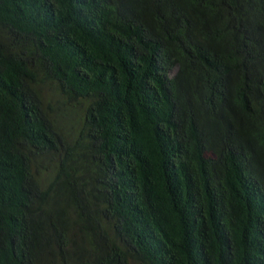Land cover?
Here are the masks:
<instances>
[{"label":"trees","instance_id":"1","mask_svg":"<svg viewBox=\"0 0 264 264\" xmlns=\"http://www.w3.org/2000/svg\"><path fill=\"white\" fill-rule=\"evenodd\" d=\"M0 264H264V0H0Z\"/></svg>","mask_w":264,"mask_h":264}]
</instances>
